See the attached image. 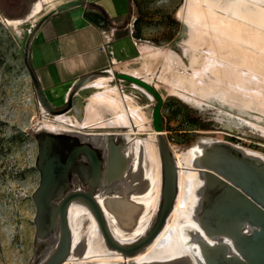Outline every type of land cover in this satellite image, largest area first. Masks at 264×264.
<instances>
[{
	"label": "rangeland",
	"instance_id": "1",
	"mask_svg": "<svg viewBox=\"0 0 264 264\" xmlns=\"http://www.w3.org/2000/svg\"><path fill=\"white\" fill-rule=\"evenodd\" d=\"M132 7L147 30L142 38L153 46L141 50L142 59L132 68L108 71L110 78L92 82L101 80L103 87L81 90L66 114L69 121L60 125L75 129L67 125L76 120L79 129L85 123L113 121L124 112L128 131L142 135L154 152L151 165L159 169L152 117L157 100L114 77L126 74L160 96L162 130L179 160L200 139L232 143L264 156V0H132ZM2 17L0 264H28L31 196L37 183L35 141L29 132L52 118L39 107L23 63L32 29L6 25ZM97 93L104 95L95 99Z\"/></svg>",
	"mask_w": 264,
	"mask_h": 264
},
{
	"label": "flooded vegetation",
	"instance_id": "2",
	"mask_svg": "<svg viewBox=\"0 0 264 264\" xmlns=\"http://www.w3.org/2000/svg\"><path fill=\"white\" fill-rule=\"evenodd\" d=\"M64 105L54 108L62 109ZM58 129L73 132L88 129L86 131L91 132L97 127L72 129L52 119L39 121L32 129L39 139L44 138L39 135L45 132L55 142L39 147L34 139L37 183L33 193L41 189L36 196L38 208L31 196L32 245L28 264H48L60 258L62 262L59 264H152L174 256H192L194 249L199 250L198 244L193 241L195 234L187 236L183 232L185 226L193 222L199 183L194 193L190 220L178 224L176 228L179 241L176 253L168 258L152 257L150 254L155 242L163 234L165 226L172 222L176 201L161 223L160 167L156 191L157 177L152 160L147 156L146 140L132 137L134 135L130 131H120L128 137L114 139L120 149L113 162L105 145L107 139L95 140L98 143L91 149L98 169L91 181L89 158L80 155L75 161L70 159L74 150L89 140L78 135L57 134ZM121 129L126 128L118 130ZM40 149L43 154L53 156L50 160L39 162L41 171L35 168ZM137 244L140 246L135 248ZM124 253L135 255L128 257Z\"/></svg>",
	"mask_w": 264,
	"mask_h": 264
},
{
	"label": "water",
	"instance_id": "3",
	"mask_svg": "<svg viewBox=\"0 0 264 264\" xmlns=\"http://www.w3.org/2000/svg\"><path fill=\"white\" fill-rule=\"evenodd\" d=\"M80 5L78 3L66 4L44 16L29 33L23 52V63L29 75L35 99L43 110V114L52 119L66 115L73 109L76 95L92 80L98 77H109L108 71L95 73L80 78L69 92L62 109L54 108L47 100L43 89L33 72L29 52L33 38L41 25L56 12ZM114 77L133 84L154 96L157 106L153 113V128L155 134L154 144L160 162L161 173V200L160 222L162 223L173 208L178 196V173L173 151L162 130L160 109V96L153 87L126 74H115ZM66 129V128H65ZM123 130V129H122ZM122 130L97 128L91 132L70 131L58 129L57 134L78 135L88 139V143L74 150L70 159L75 161L80 155H85L91 163L89 176L95 179L98 169L92 152L95 140L106 138V148L109 151L110 161H116L120 146L114 139H123L128 136ZM29 134L39 145H51L55 141L48 137V133L41 132L39 139L32 132ZM132 137H141V134L132 133ZM47 136V137H46ZM47 150L51 151V148ZM188 154L190 162L188 171L195 174L199 182L197 189L198 199L193 209V222L183 229L184 234H195L193 241L198 244L199 250L194 249L193 255L174 256L152 264H264V156L245 149L239 145L228 142L200 139L195 142ZM52 155H40L35 163V168H40V161L52 159ZM32 195V200L38 208L37 193ZM35 225L37 222L35 220ZM136 245L135 248L139 247ZM65 254V251L62 255ZM135 254L124 253L132 257ZM60 258V257H59ZM62 258L54 259L48 264H59Z\"/></svg>",
	"mask_w": 264,
	"mask_h": 264
},
{
	"label": "crops",
	"instance_id": "4",
	"mask_svg": "<svg viewBox=\"0 0 264 264\" xmlns=\"http://www.w3.org/2000/svg\"><path fill=\"white\" fill-rule=\"evenodd\" d=\"M71 3L80 5L56 12L46 20L35 34L29 52L31 68L53 107L66 102L80 78L118 68L130 69L142 59L141 50L148 48H134L129 38L127 24L133 14L132 0H0V14L6 25L24 24L33 29L44 16ZM86 10L103 16L107 22L92 24L84 16ZM135 29L141 38L147 31L141 23H136ZM104 44L108 46L106 53L99 49ZM89 84L82 91L96 84L100 85L98 88L103 86L101 80ZM68 121L57 119L59 124ZM104 123L99 121L88 128Z\"/></svg>",
	"mask_w": 264,
	"mask_h": 264
},
{
	"label": "bare ground",
	"instance_id": "5",
	"mask_svg": "<svg viewBox=\"0 0 264 264\" xmlns=\"http://www.w3.org/2000/svg\"><path fill=\"white\" fill-rule=\"evenodd\" d=\"M179 12H178V14H179ZM188 14H189V9H188ZM241 39H243V38H241ZM100 78H110V77H98V78H95L94 81L97 79H100ZM99 86H100L99 84H96V86H92V87L98 88ZM107 93H108V91H107ZM103 95H104L103 93H100V94L97 93V95H95L94 98L95 99H97V98L101 99L103 97ZM104 99H105V97L102 100H104ZM131 112H133V111H131ZM131 114H133V113H131ZM132 116H135V115H132ZM132 116H129V118H132ZM135 118H137V117H135ZM57 119L60 120L61 122L67 121L66 115L56 117V118H54V121H57ZM131 120H133V119H131ZM127 122H128L127 116L123 112L115 120L106 122L104 124H100L99 126H96V127L97 128H104V129H116V130L119 128L129 129V125ZM87 124L88 123L80 125L79 128L90 127L89 126L90 124H88V125ZM131 127L133 129L136 128V126L132 125V124H131ZM134 131H136V130H134ZM134 131L132 133H134ZM136 133H137V131H136ZM146 152H147L148 159L153 160V156H154L153 153L154 152H153L152 148L149 147V145L147 143H146ZM190 159L191 158H190L189 154H188L187 158H185L183 160H179L177 157H175L177 166L179 168L178 196H177L176 203L174 206L175 208H174L172 216H171L172 222H169L167 224V226H165L166 228H165L163 234H161L159 236L158 240L155 242L154 247H153L151 254H150L152 257L168 258V257L174 255L176 253L177 248H178V242H179L177 234H176V228L178 227V224L183 223L184 221L186 222V221L190 220V215H191V212L193 209V204H194L193 203L194 193H195V190L197 188V184L199 183L196 179L195 174L191 171H188V165H189ZM159 167H160V165H159ZM154 169H155L156 177H157V183H156L157 184V187H156L157 190L156 191H158L159 180H160L159 179L160 176H159V172H158V170H159L158 166Z\"/></svg>",
	"mask_w": 264,
	"mask_h": 264
},
{
	"label": "built area",
	"instance_id": "6",
	"mask_svg": "<svg viewBox=\"0 0 264 264\" xmlns=\"http://www.w3.org/2000/svg\"><path fill=\"white\" fill-rule=\"evenodd\" d=\"M136 21H137V19L134 16V13H133L130 16L129 22L127 24L128 35H129V38H130V40L132 42L133 47L136 48V49L140 48L141 46H145V47H148V48L152 47L153 44L151 43V41L143 39V38L138 37L136 35V29H135ZM99 49H100L101 52L106 53L107 49H108V46H107V44H104Z\"/></svg>",
	"mask_w": 264,
	"mask_h": 264
},
{
	"label": "trees",
	"instance_id": "7",
	"mask_svg": "<svg viewBox=\"0 0 264 264\" xmlns=\"http://www.w3.org/2000/svg\"><path fill=\"white\" fill-rule=\"evenodd\" d=\"M84 16L89 22L95 25H99L101 23L105 24L107 22V20L103 16L90 12L89 10L85 11ZM136 23L140 24L141 21L137 19Z\"/></svg>",
	"mask_w": 264,
	"mask_h": 264
}]
</instances>
